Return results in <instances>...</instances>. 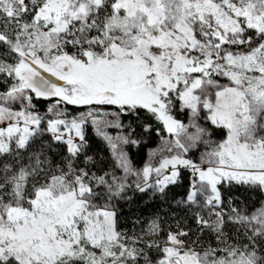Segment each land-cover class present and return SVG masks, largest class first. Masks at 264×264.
<instances>
[{"label":"rangeland","instance_id":"obj_1","mask_svg":"<svg viewBox=\"0 0 264 264\" xmlns=\"http://www.w3.org/2000/svg\"><path fill=\"white\" fill-rule=\"evenodd\" d=\"M103 4L0 0V153L23 147L44 126L74 154L89 123L121 177L128 137L117 129V113L103 107L143 106L165 134L129 182L161 191L188 168L187 201L216 232L223 216L219 182L264 190V43L236 45L244 27L264 30V0H114L109 11ZM214 78L221 86L208 88ZM32 95L97 106L66 116L57 100L43 113ZM215 125L224 127L223 136ZM17 178L16 196L0 200L1 260L123 264L129 250L115 229L114 209L94 197L83 172L53 173L31 197L23 195L24 177ZM230 217L250 235L264 232V201L250 214ZM220 240L211 247L171 233L157 264H260L249 246Z\"/></svg>","mask_w":264,"mask_h":264},{"label":"trees","instance_id":"obj_2","mask_svg":"<svg viewBox=\"0 0 264 264\" xmlns=\"http://www.w3.org/2000/svg\"><path fill=\"white\" fill-rule=\"evenodd\" d=\"M113 1L103 0V7L106 6L109 11ZM213 30L214 27L210 28V33ZM2 41L5 42L4 39ZM261 42L264 43V30L249 26L243 28L241 41L236 45L250 49ZM215 79L212 81L216 82L207 85L208 88L221 86V81ZM57 100V106L63 108L66 116H78L97 106L93 103L72 104L57 97L31 96L34 109L43 113ZM173 104H177L176 99ZM103 108L117 113V129L128 137L124 145L128 168L123 176H114L118 169L115 157L91 124H84L83 141L74 154H70L67 145L54 139L49 130L42 126L23 147L12 145L0 153V200L16 196L14 183L19 176L26 180L23 195L28 192L31 197L35 186L45 177L58 172L67 173L69 168H73L89 178L91 192L96 193L94 197L114 209L115 229L120 238L127 242L129 250L123 257V264H157L163 255L162 243L169 234L179 232L190 240L198 239L211 247H219L222 238L234 244H245L253 251L258 262L264 264V232L250 235L230 217L250 214L263 205L264 190L260 185L234 180L219 182L218 210L223 212V216L214 232L211 227H204L196 207L187 201L192 181L188 168H180L176 180L161 191L138 189L129 182L132 169H138L146 162L149 149L165 134L164 125L157 115L138 105L106 104ZM109 129L112 131L115 128ZM212 129L219 131L220 136L224 135L223 126L215 125ZM31 181L34 183L31 184ZM0 264L18 263L9 257L0 259ZM61 264L83 262L70 259Z\"/></svg>","mask_w":264,"mask_h":264}]
</instances>
